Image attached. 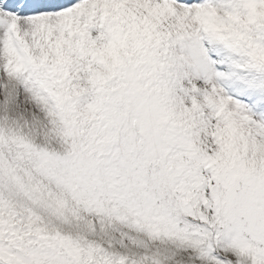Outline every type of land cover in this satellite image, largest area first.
Wrapping results in <instances>:
<instances>
[{
    "label": "snow or ice",
    "instance_id": "snow-or-ice-1",
    "mask_svg": "<svg viewBox=\"0 0 264 264\" xmlns=\"http://www.w3.org/2000/svg\"><path fill=\"white\" fill-rule=\"evenodd\" d=\"M0 264H264V0H0Z\"/></svg>",
    "mask_w": 264,
    "mask_h": 264
}]
</instances>
